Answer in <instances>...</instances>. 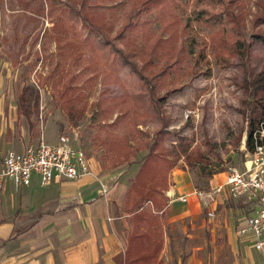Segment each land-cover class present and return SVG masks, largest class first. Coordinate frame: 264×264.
<instances>
[{
  "label": "rangeland",
  "instance_id": "obj_1",
  "mask_svg": "<svg viewBox=\"0 0 264 264\" xmlns=\"http://www.w3.org/2000/svg\"><path fill=\"white\" fill-rule=\"evenodd\" d=\"M65 1L55 0L53 20H50L47 0H0V169L7 152L22 151L42 137L55 144L65 135L71 139L74 148L86 152L94 179L111 186V189L121 180L129 187L148 153L145 144L162 139L171 157L181 158L170 175V186H173V173L185 170L191 174L199 193L187 203L176 202V198L171 203L173 200L168 197V192L165 194L168 200L160 199L166 211L165 247L168 248L164 257L173 255L185 260L189 257L187 247H231L225 238L230 230L234 247H239L236 257L242 258V247L246 246L236 228L238 219L248 212V207L240 202L225 200L223 205L217 206L215 217L211 220L200 191L203 193L210 189L213 177H203L204 163L189 168L183 151L192 153L200 150L207 154L211 160L208 171L224 169L226 172L229 167L244 168L249 123L256 117L253 107L248 104L254 100L252 96H245L241 85L246 78L245 72L247 75L249 72L258 74L264 70V44L257 38V35L264 36V0H241L236 5L225 0L224 9L204 0L179 1L177 32L185 27L188 34L183 38L189 50L184 70L186 77L176 85L178 90L161 102L173 119L162 137L159 134L161 124L154 116L149 115L139 123L137 130L141 134L134 133L136 141H132L140 149L136 158L139 163L131 168H112L103 157L104 148L96 138L113 129L100 113L106 107L104 99L109 96L141 94L148 90L129 70H123V87L112 85L108 87L109 92H105L99 78L89 68L95 43H102L106 38L101 32L79 25L75 34L69 36L77 47L70 56L71 60L65 57L66 48L57 50V38L61 33L59 27L53 26ZM131 2L117 0L101 9L113 26L109 35L113 41ZM164 20L168 24L173 19L165 15ZM148 27L154 35L161 31V23L151 22ZM115 43L123 49L121 42ZM165 47L163 45L161 49ZM38 55L40 58L48 55L49 59L38 60ZM88 80H92V86L86 83ZM82 87L84 96L79 100L77 96L81 92L78 90L77 93L73 88ZM163 93L165 90L160 94ZM70 99V105H87L86 115L76 127L67 117L66 107L70 106ZM19 112H23L25 118L17 123ZM29 125L33 126L31 133ZM125 128L126 122L123 121L114 131L122 137ZM208 140L212 149L206 144ZM197 211L200 212L198 220L183 217ZM171 216L175 217V221H168ZM211 225L216 227V231L206 235ZM224 254L230 256V252L215 254L212 251L213 259L217 255L225 258ZM201 258L205 260L204 255L197 256L198 260Z\"/></svg>",
  "mask_w": 264,
  "mask_h": 264
},
{
  "label": "trees",
  "instance_id": "obj_2",
  "mask_svg": "<svg viewBox=\"0 0 264 264\" xmlns=\"http://www.w3.org/2000/svg\"><path fill=\"white\" fill-rule=\"evenodd\" d=\"M116 1L66 0L53 28L59 27L58 31L61 35L57 38L59 42L56 48L57 50L66 48L64 53L68 60H71V54L75 48L77 49L75 43L69 40V36L75 34L79 25L106 36L102 43H95V53L89 65L106 93L109 92L108 87L112 85L123 87L121 80L123 70H129L143 82V86L148 90L141 94L109 96L104 99L106 107L100 113L103 120L113 129L106 132L104 136L98 135L96 138L104 148L103 157L112 168L122 166L131 168L139 163L136 158L140 149L136 147L137 143L132 144V141H136L134 133L141 134L137 130L139 123L149 115L154 116L161 124L159 134L162 137L173 122L172 117L163 109L161 102L173 95L178 90L176 85L186 77L184 70L189 50L183 38L188 34L185 27L179 32L176 28L180 22L176 15L180 0H132L123 14V22L114 39L115 42L119 41L123 44L121 49L115 45L113 39L109 38L113 26L108 23L107 14L101 11L102 8ZM204 1L218 8H222L226 3L225 0ZM230 2L236 5L241 0H230ZM47 3L49 8L47 15L48 17L50 15L49 19L53 20L55 0H47ZM222 13L223 10L220 14ZM165 15L173 19L168 24L164 20ZM151 22L161 23L159 34L154 35L149 29L148 25ZM46 33L47 31L44 35ZM257 38L264 44V36L257 35ZM163 45L166 47L161 49ZM244 47L246 48L245 44ZM249 49L247 52H250ZM41 58L48 60L49 56L43 55ZM41 58L38 55V60ZM245 76L241 88L246 97L252 96L254 101L248 104L253 107L256 117L250 120L246 139V153L252 154L257 143H264V138L262 140L259 138V130L264 126V70L258 74L249 72L247 75L245 72ZM86 83L91 85L92 80ZM78 88L73 90L77 93L78 90L81 92L77 96L80 100L79 97L84 96L83 87ZM163 90L165 93L160 94ZM68 103L70 105L72 99L68 100ZM66 112L71 125L76 127L86 115L87 105H70L66 107ZM115 115L116 117L112 119L111 117ZM23 118H25L24 113L19 112L17 123ZM123 121L126 122V128L124 135L120 137L114 129L118 128ZM29 129L31 133L33 126L29 125ZM161 140L157 138L152 143L145 144L148 153L140 163V168L132 182L129 183L122 211L128 217L131 233L122 264H160V254L165 246L166 221V211L160 199L168 200L165 194L170 191L169 178L181 159L180 157L173 159ZM206 144L212 149L209 140ZM187 151L184 150L183 154L189 168L193 169L198 163H204L203 177L212 178L225 172L224 169L208 171L211 160L207 154L200 150L192 153ZM160 194L163 195L162 198L159 197Z\"/></svg>",
  "mask_w": 264,
  "mask_h": 264
},
{
  "label": "crops",
  "instance_id": "obj_3",
  "mask_svg": "<svg viewBox=\"0 0 264 264\" xmlns=\"http://www.w3.org/2000/svg\"><path fill=\"white\" fill-rule=\"evenodd\" d=\"M94 176L75 182L58 179L46 187L38 176L27 187H16L7 180L0 191V264H122L131 233L122 211L128 184L121 180L109 190ZM224 176L226 173L215 175L209 190L223 183ZM194 194L197 190L191 174L175 171L168 197L188 195L190 200ZM183 217L198 220L200 212ZM167 219L175 221L172 216ZM208 227L206 235L215 233V226ZM225 238L231 247H187L189 257L183 260L164 257L168 248L165 237L160 264H263L264 257L254 251L250 238L241 240L246 246L242 258L236 257L239 247H234L230 230ZM213 250L215 254L230 252V256L213 259ZM203 255L205 260L197 259Z\"/></svg>",
  "mask_w": 264,
  "mask_h": 264
},
{
  "label": "built area",
  "instance_id": "obj_4",
  "mask_svg": "<svg viewBox=\"0 0 264 264\" xmlns=\"http://www.w3.org/2000/svg\"><path fill=\"white\" fill-rule=\"evenodd\" d=\"M259 135L262 140L264 126L259 130ZM225 173L223 183L212 190L200 192L208 216L215 217L221 201L231 200L247 206L248 212H244L237 221V234L242 239L250 238L254 251L264 257V143H257L255 151L246 154L243 169L229 167ZM34 176H38L41 185L46 187L58 179L75 182L94 174L86 152L74 148L71 139L63 135L55 144H50L42 137L22 152H7L0 170V191L4 189L7 180L12 181L16 187H27ZM171 197V202H174V195ZM175 201L187 203L189 196L178 197Z\"/></svg>",
  "mask_w": 264,
  "mask_h": 264
}]
</instances>
